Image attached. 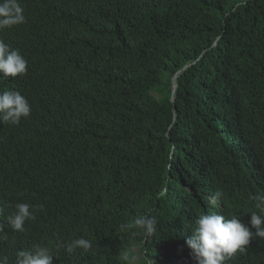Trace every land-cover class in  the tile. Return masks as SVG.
I'll return each mask as SVG.
<instances>
[{
    "label": "trees",
    "instance_id": "trees-1",
    "mask_svg": "<svg viewBox=\"0 0 264 264\" xmlns=\"http://www.w3.org/2000/svg\"><path fill=\"white\" fill-rule=\"evenodd\" d=\"M20 3L26 22L0 40L27 72L0 93L19 91L31 114L0 123V256L40 244L52 264H126L133 248L196 264L185 241L199 215L249 224L264 195V0ZM16 203L35 214L23 232L7 221ZM142 214L148 240L120 227ZM80 237L90 252L56 247ZM224 264H264V239Z\"/></svg>",
    "mask_w": 264,
    "mask_h": 264
},
{
    "label": "clouds",
    "instance_id": "clouds-1",
    "mask_svg": "<svg viewBox=\"0 0 264 264\" xmlns=\"http://www.w3.org/2000/svg\"><path fill=\"white\" fill-rule=\"evenodd\" d=\"M24 11L20 0H0V33L25 23ZM27 65L28 61L18 50L0 40V78L23 76L27 72ZM30 114L31 105L19 91L0 93V123L16 125ZM159 195L165 196L166 190ZM222 197L223 192L218 190L207 197L206 203L212 208L220 207ZM251 199L255 210L250 212L248 225L239 215L226 217L215 211L201 214L194 220L192 235L185 244L191 250L196 264H224L238 251H244L254 238L264 239V195L256 194ZM3 214L4 209L0 207V216ZM34 219L33 208L28 203H16L14 211L7 217L8 224L16 232H23L25 222ZM120 227L132 230L133 237L140 236L145 240L154 237L157 231L155 218L146 214L136 217L131 223L121 224ZM56 247L64 248L70 254L77 249L87 253L93 249V242L80 237L67 244L58 242ZM53 257L55 256L49 247L36 244L17 251L14 264H52ZM122 259L126 264H153L146 252L139 253L134 248L123 252ZM0 264H9V257L0 256Z\"/></svg>",
    "mask_w": 264,
    "mask_h": 264
},
{
    "label": "water",
    "instance_id": "water-1",
    "mask_svg": "<svg viewBox=\"0 0 264 264\" xmlns=\"http://www.w3.org/2000/svg\"><path fill=\"white\" fill-rule=\"evenodd\" d=\"M185 68V67H184ZM183 68V69H184ZM175 87H176V82H175V76L172 78V85H171V89H172V94L174 93V90H175ZM171 99L173 100V96H171Z\"/></svg>",
    "mask_w": 264,
    "mask_h": 264
}]
</instances>
